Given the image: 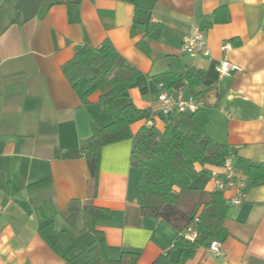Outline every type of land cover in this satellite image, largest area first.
<instances>
[{
  "label": "crops",
  "instance_id": "1",
  "mask_svg": "<svg viewBox=\"0 0 264 264\" xmlns=\"http://www.w3.org/2000/svg\"><path fill=\"white\" fill-rule=\"evenodd\" d=\"M17 1L2 7L0 0V264L102 262H88L85 254L94 234L84 230L81 213L89 184L81 145L91 136L92 123L106 126L111 117L97 106L98 93L81 106L62 74L60 67L77 46L98 47L108 40L138 70L134 84L112 105L130 104L147 113V120L132 125L133 134L142 127L165 128L168 118L157 103L155 79L167 76V91L203 102L206 134L230 149L235 167L264 166V0H143L149 20L161 25L156 39H146L147 54L137 47L145 39L144 27L136 24L133 5L122 0H66L52 7L44 0L24 24L14 21ZM218 8L227 9V23L212 22ZM196 28L205 32L208 55L190 57L180 48ZM223 60L236 67L229 77L217 75ZM133 143L101 150L93 205L109 217L95 228L111 260L134 252L135 264H152L169 249L175 261L179 250L172 245L180 233L138 210L139 173L129 158ZM194 169L192 186L216 191L212 173L222 169ZM201 174L208 179H195ZM46 177L47 183L32 186ZM248 184L239 206L227 205L221 254L204 245L184 264H264V185ZM233 192L221 193L223 199L233 198Z\"/></svg>",
  "mask_w": 264,
  "mask_h": 264
},
{
  "label": "trees",
  "instance_id": "2",
  "mask_svg": "<svg viewBox=\"0 0 264 264\" xmlns=\"http://www.w3.org/2000/svg\"><path fill=\"white\" fill-rule=\"evenodd\" d=\"M42 1L44 0L17 1L14 6V21L24 24L33 19L39 12ZM122 1L133 5L135 22L144 27L145 39L139 41L137 47L147 54L149 48L146 39H156L161 32V25L149 20V11L141 4L143 0ZM7 2L9 0H2V7ZM49 2L48 7H52L63 4L66 0ZM227 21V9L218 8L213 14L212 22L225 24ZM73 54V58L60 67L65 80L83 107L88 106L89 98L98 93L97 106L111 117V122L106 126L92 123L91 136L81 145V153L89 173L88 195L81 213L84 230L94 234L92 246L85 251L87 261L101 259V264H135L139 259V255L134 252H121L117 260L108 258L104 236L96 230L95 224L108 219L109 212L93 205L97 196L102 148L130 139L134 141L130 163L139 173L136 183L138 210L142 216L161 219L180 233L172 245V249L179 250L178 258L174 261L168 250L152 264H184L193 257L197 247L209 245L211 240L226 238L224 221L228 207L221 192L211 193L194 188L191 182L197 174L194 169L196 165L222 167L230 153L227 146L213 141L206 134L204 127L207 120L202 111L170 116L162 132L155 127H142L133 134L132 125L147 120V113L130 104L121 109L112 105L114 100L125 96V91L134 84L139 76L138 70L129 65L108 40L98 47L77 46ZM168 79L167 76H159L155 80L157 84L168 88ZM240 163L238 160V164ZM242 167L249 187L264 185L263 164L244 163ZM48 181L46 177L32 186ZM195 217L198 218L197 234L194 241H189L182 234Z\"/></svg>",
  "mask_w": 264,
  "mask_h": 264
},
{
  "label": "built area",
  "instance_id": "3",
  "mask_svg": "<svg viewBox=\"0 0 264 264\" xmlns=\"http://www.w3.org/2000/svg\"><path fill=\"white\" fill-rule=\"evenodd\" d=\"M204 35L205 32L203 30L199 28L194 29L193 33L184 36L180 50L190 57H195L198 54L208 55V51L205 49ZM227 47V45H224L221 48L222 50H226ZM215 69L219 77H229L231 73H234L236 67L228 61L223 60L220 61ZM158 90L157 103L160 106L163 117L169 118L172 115L195 113L203 106V102L199 98L194 96L185 97L180 91L169 92L163 84H158ZM219 168L222 169L220 175L212 173L216 191H220L221 193L234 191V197L228 200L226 204L239 206L246 196V177L238 167H235L232 154L226 157L224 164ZM191 222L182 235L186 240L194 241L197 234L196 225L198 218L195 217ZM219 246L218 240H211L207 248L213 255L218 256L221 254V247Z\"/></svg>",
  "mask_w": 264,
  "mask_h": 264
},
{
  "label": "rangeland",
  "instance_id": "4",
  "mask_svg": "<svg viewBox=\"0 0 264 264\" xmlns=\"http://www.w3.org/2000/svg\"><path fill=\"white\" fill-rule=\"evenodd\" d=\"M197 178H198V181H199L201 179H208V176L206 174H201V175H198L195 179H197Z\"/></svg>",
  "mask_w": 264,
  "mask_h": 264
}]
</instances>
